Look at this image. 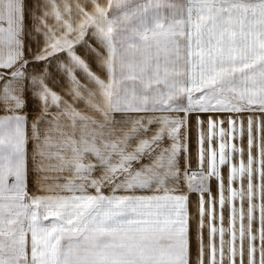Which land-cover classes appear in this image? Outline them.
I'll return each mask as SVG.
<instances>
[{
  "label": "snow or ice",
  "instance_id": "6c2138e0",
  "mask_svg": "<svg viewBox=\"0 0 264 264\" xmlns=\"http://www.w3.org/2000/svg\"><path fill=\"white\" fill-rule=\"evenodd\" d=\"M0 264H264V0H0Z\"/></svg>",
  "mask_w": 264,
  "mask_h": 264
}]
</instances>
